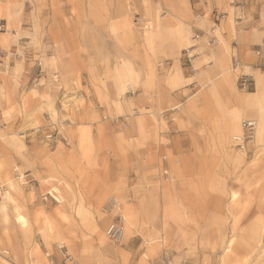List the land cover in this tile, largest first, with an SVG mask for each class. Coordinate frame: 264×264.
Masks as SVG:
<instances>
[{
  "label": "rangeland",
  "instance_id": "obj_1",
  "mask_svg": "<svg viewBox=\"0 0 264 264\" xmlns=\"http://www.w3.org/2000/svg\"><path fill=\"white\" fill-rule=\"evenodd\" d=\"M2 202L0 264H264V0H0Z\"/></svg>",
  "mask_w": 264,
  "mask_h": 264
},
{
  "label": "built area",
  "instance_id": "obj_2",
  "mask_svg": "<svg viewBox=\"0 0 264 264\" xmlns=\"http://www.w3.org/2000/svg\"><path fill=\"white\" fill-rule=\"evenodd\" d=\"M250 78L248 75L242 76L238 81L239 88L241 90H245L249 85ZM243 133L239 134L238 139L233 136V141H235V146L239 147L240 149L244 148L248 141L251 140L253 135V130L255 124L253 121L245 120L243 123ZM117 204L114 198L110 197L103 205V210L107 213H111L116 208ZM106 236L108 239L113 242L117 243L120 242L123 236L124 226L120 215H116L113 217L112 220L106 225Z\"/></svg>",
  "mask_w": 264,
  "mask_h": 264
},
{
  "label": "bare ground",
  "instance_id": "obj_3",
  "mask_svg": "<svg viewBox=\"0 0 264 264\" xmlns=\"http://www.w3.org/2000/svg\"><path fill=\"white\" fill-rule=\"evenodd\" d=\"M261 76L260 75H257L256 76V80H257V90L259 91L260 90V88H261V86H262V83H261ZM246 90V89H245ZM256 90V91H257ZM256 93H251V95H255ZM248 120V119H247ZM246 120V121H247ZM245 120H242L241 121V128H242V130L239 132V133H237V134H234L233 136L234 137H236L237 139H238V135L239 134H242L243 133V129H244V127H243V122H244ZM253 121V120H252ZM254 122V121H253ZM254 124H255V122H254ZM255 131H256V124H255ZM233 136H232V138H233ZM245 149L244 148H242V151H244ZM11 181V180H10ZM9 185H10V187H12V188H15V186H14V184H12V182H10L9 183ZM53 189V188H52ZM58 191V190H57ZM3 197H4V199H7V200H9V199H11V196H9V193H8V191H6L5 192V194L3 195ZM15 206V205H14ZM14 210V209H13ZM16 216V215H15ZM6 219H8L7 218V213H6V206H5V204H4V202H2L1 204H0V222H1V224L0 225H2V223H4L5 221H6ZM17 221H20L21 222V224L23 225L24 223H25V217L22 215V214H17ZM20 224V225H21ZM26 224V223H25ZM25 224H24V226H25ZM126 231H125V228H124V231H123V236H122V238L126 235V233H125ZM108 238V237H107ZM4 259H2V261H3ZM38 264V263H37ZM49 264H52L51 262H49Z\"/></svg>",
  "mask_w": 264,
  "mask_h": 264
},
{
  "label": "crops",
  "instance_id": "obj_4",
  "mask_svg": "<svg viewBox=\"0 0 264 264\" xmlns=\"http://www.w3.org/2000/svg\"><path fill=\"white\" fill-rule=\"evenodd\" d=\"M260 35V34H259ZM258 35V37H257V35H256V37H255V35H254V38H258L259 39V36ZM252 41V37H251V40H250V42ZM251 44H253V45H256L257 43L256 42H254V41H252V43ZM258 75H260L261 76V74L259 73ZM256 79V78H255ZM261 80V79H260ZM255 84H256V86H257V80H256V82H255ZM256 89H257V87L255 88V90L252 92V91H249L248 93L251 95V93H257V91H256ZM256 95V94H255ZM254 96V95H253ZM241 104H244V102L243 101H241L240 102ZM245 120V119H244ZM242 121V120H241ZM241 123V122H240ZM236 126H237V124H236V122L234 123ZM240 131H241V124H240ZM239 131V132H240ZM238 132V133H239Z\"/></svg>",
  "mask_w": 264,
  "mask_h": 264
}]
</instances>
